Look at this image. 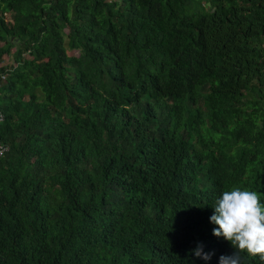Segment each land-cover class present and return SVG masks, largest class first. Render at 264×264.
Instances as JSON below:
<instances>
[{"label": "trees", "instance_id": "16d2710c", "mask_svg": "<svg viewBox=\"0 0 264 264\" xmlns=\"http://www.w3.org/2000/svg\"><path fill=\"white\" fill-rule=\"evenodd\" d=\"M9 53L0 264L236 251L209 217L227 188L264 198V0H0Z\"/></svg>", "mask_w": 264, "mask_h": 264}, {"label": "clouds", "instance_id": "9594fccd", "mask_svg": "<svg viewBox=\"0 0 264 264\" xmlns=\"http://www.w3.org/2000/svg\"><path fill=\"white\" fill-rule=\"evenodd\" d=\"M1 79H5L8 75ZM3 115L0 112V120ZM6 150L8 146L3 143ZM214 211L209 220L214 225L213 234L229 240L236 251L221 254L219 264H240L238 252L246 250L249 254L264 256V198L257 191L246 187H231L222 190L213 203ZM203 261H211L214 252L205 251L202 244L191 250Z\"/></svg>", "mask_w": 264, "mask_h": 264}, {"label": "rangeland", "instance_id": "374dc122", "mask_svg": "<svg viewBox=\"0 0 264 264\" xmlns=\"http://www.w3.org/2000/svg\"><path fill=\"white\" fill-rule=\"evenodd\" d=\"M7 15H9V14H7ZM71 54H77V52L76 51H69ZM12 59H13V55H12V53H9V54H5V55H3V59H2V62L0 63V64H7V65H10L13 61H12Z\"/></svg>", "mask_w": 264, "mask_h": 264}, {"label": "built area", "instance_id": "2783aa9c", "mask_svg": "<svg viewBox=\"0 0 264 264\" xmlns=\"http://www.w3.org/2000/svg\"><path fill=\"white\" fill-rule=\"evenodd\" d=\"M7 14H9V13H5L4 15H5L6 19L10 21V19H9V15H7ZM0 75H1L2 78L5 76V74H0ZM4 150H6V147L0 145V154H2V152H3Z\"/></svg>", "mask_w": 264, "mask_h": 264}]
</instances>
